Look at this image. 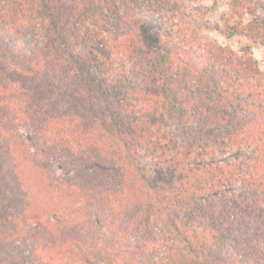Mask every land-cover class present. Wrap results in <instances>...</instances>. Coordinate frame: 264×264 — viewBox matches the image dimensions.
<instances>
[{"label":"trees","instance_id":"obj_1","mask_svg":"<svg viewBox=\"0 0 264 264\" xmlns=\"http://www.w3.org/2000/svg\"><path fill=\"white\" fill-rule=\"evenodd\" d=\"M196 1L0 0V264H264V70Z\"/></svg>","mask_w":264,"mask_h":264},{"label":"rangeland","instance_id":"obj_2","mask_svg":"<svg viewBox=\"0 0 264 264\" xmlns=\"http://www.w3.org/2000/svg\"><path fill=\"white\" fill-rule=\"evenodd\" d=\"M254 2L264 5V0H254ZM233 3L234 0H207L192 2L189 6L200 8L204 13V19L213 27L211 30H204L202 32L201 38L203 41L217 42L237 52H241L244 48L249 47L260 68L264 70V44L254 43L250 38L242 35L228 36L214 30L216 25L225 29L226 23L242 22L243 24H247L255 17L264 19V10L262 9L258 10L256 16L245 14L243 17H238L233 10ZM246 155L250 157L251 151H247Z\"/></svg>","mask_w":264,"mask_h":264}]
</instances>
